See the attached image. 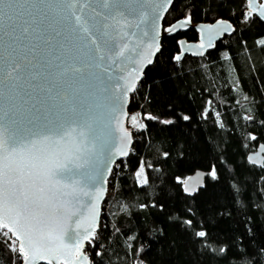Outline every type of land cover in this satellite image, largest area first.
Masks as SVG:
<instances>
[{
    "label": "trees",
    "instance_id": "obj_1",
    "mask_svg": "<svg viewBox=\"0 0 264 264\" xmlns=\"http://www.w3.org/2000/svg\"><path fill=\"white\" fill-rule=\"evenodd\" d=\"M247 7L173 0L160 50L131 95L128 126L136 131L108 180L111 193L85 248L90 264H264V165L247 160L264 143V21L247 18ZM187 18L228 20L233 30L205 54L178 60L179 39L196 41L198 31L166 27ZM198 169L208 171L204 185L185 194L184 179ZM4 232L0 264H21Z\"/></svg>",
    "mask_w": 264,
    "mask_h": 264
},
{
    "label": "water",
    "instance_id": "obj_2",
    "mask_svg": "<svg viewBox=\"0 0 264 264\" xmlns=\"http://www.w3.org/2000/svg\"><path fill=\"white\" fill-rule=\"evenodd\" d=\"M90 2L96 11H111L104 7V0ZM112 2L120 6L121 19H127V26L120 28L119 34L109 30V39L113 40L109 48L115 52L126 45L128 51L124 57L109 53L100 60L94 47L74 28L72 12L79 14V3L70 7L73 0H0V128L7 137L15 138L18 148L11 167L19 166L24 172L22 177L11 173L16 190L13 206L17 200L23 202L25 194L28 197L27 207L20 203L11 215L20 212V224L26 229L41 221L65 233L61 244L48 237L47 227L43 232H33L46 255L37 264H48V260L52 264H90L85 248L99 227L108 180L116 162L130 153L136 131L128 126L131 95L158 52L155 45L160 47L163 19L173 0ZM261 4L264 0H253L246 10L247 18L252 9L258 13ZM85 15L95 14L87 9ZM99 19L95 20L97 27ZM192 25L188 18L178 19L166 27L170 29L166 32L185 31ZM193 26L199 38L179 39L178 60L185 55L205 54L233 30L228 20ZM16 63L21 69L13 73V79L7 71ZM76 68L80 70L75 71ZM45 136L50 139L45 140ZM30 154L40 156L41 160H31ZM247 160L263 166L264 143L250 151ZM65 163L75 168L74 175L70 173L51 182L38 178L44 166ZM207 175L208 171L200 169L191 173L184 179V193L195 194ZM17 180L20 182L16 183ZM74 185H79L75 192ZM39 187L44 188L42 193L37 191ZM5 222L19 249L20 240L14 234L17 225L11 219ZM73 231L81 237L92 234L81 251L67 239Z\"/></svg>",
    "mask_w": 264,
    "mask_h": 264
},
{
    "label": "snow or ice",
    "instance_id": "obj_3",
    "mask_svg": "<svg viewBox=\"0 0 264 264\" xmlns=\"http://www.w3.org/2000/svg\"><path fill=\"white\" fill-rule=\"evenodd\" d=\"M252 2L253 0H246V4L248 5H251ZM77 3L80 5V11L79 14L76 11L72 12L74 28L79 34L82 35L83 39H85L94 47V51L98 58L103 60L105 59V55L109 53L117 57H124L125 53L128 51L126 45L119 46L115 52H112V49L109 48V45L113 44V40L109 39V30L119 34L120 28L127 26V19H121L123 14L120 10V6L113 3L112 0H104V7L110 8L111 11L108 13H103L96 11V9L92 7L90 0H73V3L70 5V7H75ZM87 9H91L95 15L86 16L85 10ZM259 9L260 11L258 13L256 9H252L249 15L258 16L260 19L264 20V4L259 5ZM97 17L100 18L99 27H97L95 23ZM24 31H27V28H25ZM166 31H170V29H166ZM201 47H203V45H201ZM105 49H107V53H105ZM155 49L156 51L160 50L158 44L155 45ZM175 59H179V57L177 56ZM112 62L115 63V60ZM149 63H151V61H149ZM20 69V64H13L7 71V76L15 79V77H13V73H18ZM74 70L79 71L80 69L76 68ZM184 119H188V117H184ZM74 130L75 129H73V131ZM81 135L83 136L84 133L81 132ZM125 135H127V133H125ZM44 139L48 140L50 137L45 136ZM35 143L36 141H33V147L35 146ZM17 152L18 148L16 146L15 138L7 137L5 130L0 128V228L12 231V229L9 227V224L5 222L6 219H11V222L17 225L18 230L14 234L20 240L18 253L22 256L23 264H37V261L46 259V255L44 247L33 238V232L37 230L43 232L44 227H47L48 237L50 239L57 240L61 244L64 243L65 233L62 230H58L57 226L41 221H37V224L33 225L29 229H26L24 225L20 224V212H16L14 217L11 215L15 211V208L19 207L20 203H24V206L27 207L26 202L28 199L27 195L25 194L24 201L22 202L17 200L15 206H13L12 200L16 190L14 188V181L12 179L11 173L16 172L19 177L24 175V172L19 166L13 169L10 164ZM30 159L33 161H39L41 160V157L30 154ZM32 166L35 167L36 165L33 164ZM70 173L74 175L75 168L69 163H65L57 167L44 166V171L42 174H38V178L41 181L51 182L59 177L68 176ZM212 174L215 175V171H213ZM28 175L31 176V172H29ZM19 182V180L16 181V183ZM145 182L147 181L145 180ZM78 189L79 185L73 186V192ZM37 191L42 193L44 188L39 187ZM188 223L190 224L191 221H188ZM41 224H43V227H41ZM0 234H3L5 237H7V232ZM91 235V233H88L87 235L81 237V234L78 231H73L71 235L67 236V239L71 241L77 251H81L84 241L89 240ZM197 235L199 237H205L207 233L200 231L197 233ZM4 242L8 243V239H6ZM11 246L12 245H10V247ZM13 250L16 249L13 248ZM221 251H224V249H221ZM48 264H52L51 260H48Z\"/></svg>",
    "mask_w": 264,
    "mask_h": 264
},
{
    "label": "rangeland",
    "instance_id": "obj_4",
    "mask_svg": "<svg viewBox=\"0 0 264 264\" xmlns=\"http://www.w3.org/2000/svg\"><path fill=\"white\" fill-rule=\"evenodd\" d=\"M136 173H137V175H138V177H139V181H140L141 183L145 182V180H146V175H145V169H144L143 164H141V165L138 167Z\"/></svg>",
    "mask_w": 264,
    "mask_h": 264
},
{
    "label": "built area",
    "instance_id": "obj_5",
    "mask_svg": "<svg viewBox=\"0 0 264 264\" xmlns=\"http://www.w3.org/2000/svg\"><path fill=\"white\" fill-rule=\"evenodd\" d=\"M110 193H111V192L109 191V187H108L107 196H108Z\"/></svg>",
    "mask_w": 264,
    "mask_h": 264
}]
</instances>
